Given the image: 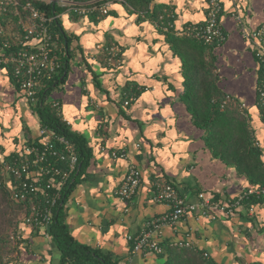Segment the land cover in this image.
Here are the masks:
<instances>
[{
    "label": "crops",
    "instance_id": "1",
    "mask_svg": "<svg viewBox=\"0 0 264 264\" xmlns=\"http://www.w3.org/2000/svg\"><path fill=\"white\" fill-rule=\"evenodd\" d=\"M207 2L152 0L150 8L168 9L174 28L181 30L203 22ZM58 19L70 40L71 58L66 81L49 100L59 105L68 129L81 137L90 151L61 204L75 241L120 264L130 253L128 237L169 210L153 200L152 187L157 180L172 184L180 196L194 203L198 194L224 202L250 187L233 168L212 159L206 151L202 133L191 124L179 100L183 94L182 63L151 18L130 12L121 3H111L106 15L81 17L64 11ZM220 23L226 40L209 51L218 87L244 106L264 160V122L256 105L260 67L252 41L244 36L264 24V0H225ZM108 46L121 51L117 69L107 66L101 52ZM128 87L143 91L125 107L124 89ZM18 105L27 114L23 122L14 117ZM33 121L39 131L37 117L9 68L0 69L3 155L38 139V131L32 133ZM129 165L136 167L141 183L134 197L123 202L116 193ZM19 229L20 243L7 264H59L60 254L50 237L23 225ZM187 235L195 252L214 264H264V199L239 206L232 216L218 213L207 219L191 214L156 237L163 245ZM171 252L164 248L161 254L146 252L136 255L133 262L183 264Z\"/></svg>",
    "mask_w": 264,
    "mask_h": 264
},
{
    "label": "built area",
    "instance_id": "2",
    "mask_svg": "<svg viewBox=\"0 0 264 264\" xmlns=\"http://www.w3.org/2000/svg\"><path fill=\"white\" fill-rule=\"evenodd\" d=\"M224 1L208 0L203 22L187 25L181 30H176L171 22L164 24L162 17H159L158 23L153 24L156 29L163 32L172 29L176 37L192 38L205 45L218 46L226 40V34L220 23ZM111 3L106 1L100 5L94 3L76 5L62 1L61 6L65 11L86 17L106 15ZM11 11L17 19L19 33L16 36L8 30L9 24L6 23V18ZM167 17L173 18L172 13H169ZM50 21L51 19L41 15L30 3L21 4L18 0H0V69H11L13 81L28 106L37 104L41 81L53 76L60 67L53 55L54 37L48 27ZM244 36L252 41L254 57L260 67L256 105L262 113L264 122V24L249 36L247 34ZM102 50L106 53L107 66L110 69H117L121 63V51L115 46L104 47ZM135 99L132 96L126 98L124 106L127 107ZM227 99L234 101L229 96ZM52 106L59 109L56 102H53ZM239 108L243 110L244 106L239 104ZM116 156L112 154L113 158ZM77 168L78 155L73 144L46 127H39L38 139L35 143L23 145L7 156L3 155L0 149V177L10 192L12 200L27 206L26 216L20 225L34 231L42 230L45 237L49 238L48 230L61 194L72 182ZM140 183V174L136 167L129 165L117 190V198L123 202L130 201ZM152 188L153 200L166 205L169 210L147 221L135 236L128 237L131 244L130 253L120 264H134L133 258L146 252L161 254L163 248L156 235H160L166 227H175L184 217L197 214L199 217L214 219L218 213L232 216L239 206L250 199H264L262 187H248L235 198L224 202L214 201L204 194H198L195 203L180 196L177 189L170 183L157 180ZM11 239L20 243V229ZM170 245L193 249L190 235Z\"/></svg>",
    "mask_w": 264,
    "mask_h": 264
},
{
    "label": "trees",
    "instance_id": "3",
    "mask_svg": "<svg viewBox=\"0 0 264 264\" xmlns=\"http://www.w3.org/2000/svg\"><path fill=\"white\" fill-rule=\"evenodd\" d=\"M18 1L21 4L30 3L41 15L51 19L48 27L54 37L52 50L60 65L53 76L41 81L38 88V102L35 105H29V108L37 117L41 127L52 130L56 135L66 138L73 144L78 155V167L82 161L85 165L89 158V149L81 137L68 129L61 118L59 109L54 108L53 102L49 100L51 93L66 81L71 58L70 40L65 33L61 32L62 26L58 19L59 15L65 11L61 2L68 1L76 5L92 3L100 5L106 1L121 3L130 12L151 18L153 23H158L159 17L163 18L164 24L173 23V18L167 17L171 12L160 7L151 9L152 0ZM16 21L13 11H11L6 18V23L9 24L8 30L15 36L19 33ZM158 31L167 36L174 55L182 63L183 94L179 100L190 116L191 124L202 133L201 139L206 151L212 159L226 167L233 168L239 176L247 181L250 187L264 188V160L249 127L248 117L239 108V104L228 100L218 87L213 58L209 53L210 49L216 45H205L192 38L176 37L172 29H168L167 32ZM15 48L19 49V47ZM101 52L106 60V53L104 50ZM207 57L209 58L207 59ZM9 70L12 76V71L10 68ZM139 95L140 91H136V88L124 89L125 99L131 96L137 98ZM36 141H28L25 145ZM83 164L80 167H83ZM80 169L78 168V172ZM75 176L73 179L76 178ZM74 184L75 182L70 183L63 190L48 230L50 239L60 254L59 264H119L110 255H104L82 245L72 237L66 224L64 206L61 204L67 198ZM260 201L261 199L252 198L245 204L252 205ZM26 213V204L12 200L10 192L0 177V264H7L9 256L15 251L18 243L12 241L11 238L17 234ZM161 247L168 251H174L170 255L174 254L176 260L180 259L183 264H214L205 255L195 252L194 249L173 247L170 244H161Z\"/></svg>",
    "mask_w": 264,
    "mask_h": 264
},
{
    "label": "rangeland",
    "instance_id": "4",
    "mask_svg": "<svg viewBox=\"0 0 264 264\" xmlns=\"http://www.w3.org/2000/svg\"><path fill=\"white\" fill-rule=\"evenodd\" d=\"M52 93H51V95H52ZM13 112H14V110H13ZM15 116H18V118L21 119L22 122L27 118V114L25 115V113L22 111V109L20 108L19 105L16 106V113H14V117ZM32 128H33L32 133H35V131H38V124L36 122H34V121L32 122Z\"/></svg>",
    "mask_w": 264,
    "mask_h": 264
},
{
    "label": "water",
    "instance_id": "5",
    "mask_svg": "<svg viewBox=\"0 0 264 264\" xmlns=\"http://www.w3.org/2000/svg\"><path fill=\"white\" fill-rule=\"evenodd\" d=\"M57 0H54V2H56ZM61 32H62V30H61Z\"/></svg>",
    "mask_w": 264,
    "mask_h": 264
}]
</instances>
